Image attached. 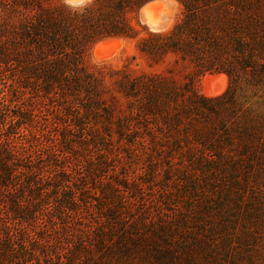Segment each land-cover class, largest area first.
I'll list each match as a JSON object with an SVG mask.
<instances>
[{
  "label": "rangeland",
  "instance_id": "374dc122",
  "mask_svg": "<svg viewBox=\"0 0 264 264\" xmlns=\"http://www.w3.org/2000/svg\"><path fill=\"white\" fill-rule=\"evenodd\" d=\"M41 1L72 11L87 5ZM148 3L159 24L148 23L142 9L139 18L151 31L170 29L182 15L180 0ZM81 54L92 72L83 84L29 86L13 98L18 106L0 105V118H7L0 123V150L10 153L12 166L10 180L0 184V264H264V180L259 185L250 171L239 191L232 180L246 178L243 171L210 176L193 167L205 148L188 136L192 132L177 127L181 132L174 134L163 109L149 118L151 128L142 125L133 108L138 101L125 93L124 71L182 83L191 64L169 55L150 65L135 40L121 37L97 40ZM230 82L226 72H215L200 76L197 85L214 97ZM249 83L244 76L238 88L245 107L261 94ZM20 111L26 119L15 115ZM176 143L181 151L171 147ZM189 153L193 161L182 157ZM228 193L237 203L207 224L190 221L199 206ZM204 243H212V251L202 252Z\"/></svg>",
  "mask_w": 264,
  "mask_h": 264
},
{
  "label": "trees",
  "instance_id": "16d2710c",
  "mask_svg": "<svg viewBox=\"0 0 264 264\" xmlns=\"http://www.w3.org/2000/svg\"><path fill=\"white\" fill-rule=\"evenodd\" d=\"M150 1L92 0L83 11H72L64 5L46 6L41 0H0V105L6 109L18 106L13 98L29 86L48 89L62 81L70 87L83 84L84 76H92L91 70L83 65V55L77 57L86 45L110 37L132 39L150 65L174 55L193 68L182 83L159 74L136 76L123 72L125 93L138 101L133 102V108L137 109L140 123L150 127L149 118L165 110L164 122L173 121L174 134L181 132L177 127L189 129L193 135L188 136L205 148L203 155L194 161L192 153L182 155L193 161V167L207 172L206 175L212 172L210 176L237 175L243 171L246 178L232 180V188L239 191L249 183L250 171L262 185L264 0H180L181 17L170 29L162 31H151L140 21L139 12ZM215 72H226L231 78L230 85L221 95L206 96L197 82L203 74ZM244 76L251 86L261 89L259 99L249 107L238 96ZM15 115L22 119L27 116L21 111ZM0 121L6 125V116ZM22 124L26 122L23 120ZM3 130L1 127L0 135ZM1 143L0 138V149ZM171 147L183 149L178 143ZM8 155L3 156L0 150V184L8 183L12 176ZM225 195L214 204L206 202L199 206L190 221L207 224L220 210L232 206L233 201L237 203L231 193ZM216 203L217 211L213 209ZM111 211L114 218L116 212ZM190 238L186 236L183 241L188 243ZM211 247L212 243H204L201 251L210 252Z\"/></svg>",
  "mask_w": 264,
  "mask_h": 264
},
{
  "label": "bare ground",
  "instance_id": "6f19581e",
  "mask_svg": "<svg viewBox=\"0 0 264 264\" xmlns=\"http://www.w3.org/2000/svg\"><path fill=\"white\" fill-rule=\"evenodd\" d=\"M151 4L148 3L146 4L143 8H142V14L144 15V18L146 19V21L152 25H158L159 21L157 20L156 17H153L150 14V9H151Z\"/></svg>",
  "mask_w": 264,
  "mask_h": 264
},
{
  "label": "clouds",
  "instance_id": "9594fccd",
  "mask_svg": "<svg viewBox=\"0 0 264 264\" xmlns=\"http://www.w3.org/2000/svg\"><path fill=\"white\" fill-rule=\"evenodd\" d=\"M66 2L73 8H83L90 0H66Z\"/></svg>",
  "mask_w": 264,
  "mask_h": 264
}]
</instances>
